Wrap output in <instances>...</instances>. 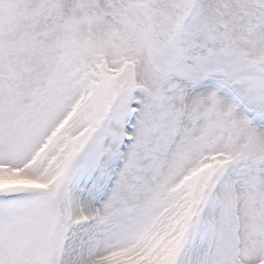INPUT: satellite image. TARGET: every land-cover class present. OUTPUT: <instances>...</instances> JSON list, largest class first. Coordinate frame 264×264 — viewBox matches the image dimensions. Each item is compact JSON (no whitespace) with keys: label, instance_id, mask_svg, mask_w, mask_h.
<instances>
[{"label":"snow or ice","instance_id":"6c2138e0","mask_svg":"<svg viewBox=\"0 0 264 264\" xmlns=\"http://www.w3.org/2000/svg\"><path fill=\"white\" fill-rule=\"evenodd\" d=\"M0 264H264V0H0Z\"/></svg>","mask_w":264,"mask_h":264}]
</instances>
